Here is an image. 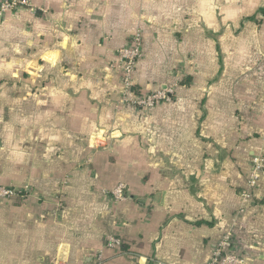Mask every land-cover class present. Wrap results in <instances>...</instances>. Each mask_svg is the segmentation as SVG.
Listing matches in <instances>:
<instances>
[{
	"label": "crops",
	"instance_id": "crops-1",
	"mask_svg": "<svg viewBox=\"0 0 264 264\" xmlns=\"http://www.w3.org/2000/svg\"><path fill=\"white\" fill-rule=\"evenodd\" d=\"M26 1L0 17V186L23 193L0 201V264H207L225 232L264 264V174L240 197L264 158V0ZM137 33L135 92H175L144 110L112 67Z\"/></svg>",
	"mask_w": 264,
	"mask_h": 264
},
{
	"label": "built area",
	"instance_id": "built-area-1",
	"mask_svg": "<svg viewBox=\"0 0 264 264\" xmlns=\"http://www.w3.org/2000/svg\"><path fill=\"white\" fill-rule=\"evenodd\" d=\"M25 7H29L26 0H0V17H3L6 13ZM141 57V38L138 33L133 36L130 45L116 51V60L112 67L116 68L120 75L121 103L133 109L144 110L171 101L175 96L173 88L159 89L148 94L135 92L133 88V71L137 61ZM263 174L264 158L258 155L252 160L246 186L240 195L243 204L249 203L252 200L253 191ZM123 188L122 185H119L111 192L114 200L125 199ZM16 193L17 190L14 188L0 186V201L13 200L17 197ZM233 243L232 233L225 232L216 243L207 264H244V257L234 249ZM120 244L121 240L115 236H108L105 240V245L109 248L117 247Z\"/></svg>",
	"mask_w": 264,
	"mask_h": 264
},
{
	"label": "rangeland",
	"instance_id": "rangeland-1",
	"mask_svg": "<svg viewBox=\"0 0 264 264\" xmlns=\"http://www.w3.org/2000/svg\"><path fill=\"white\" fill-rule=\"evenodd\" d=\"M138 62V61H137ZM137 64V63H136ZM113 65V64H112ZM136 66V65H135ZM134 70H135V68H134ZM133 73H134V71H133ZM118 91H119V100L117 101V104L119 105V106H123V107H128L127 105H125V104H122L121 103V89L119 88V86H118ZM146 94H148V93H146ZM130 108V107H129Z\"/></svg>",
	"mask_w": 264,
	"mask_h": 264
},
{
	"label": "trees",
	"instance_id": "trees-1",
	"mask_svg": "<svg viewBox=\"0 0 264 264\" xmlns=\"http://www.w3.org/2000/svg\"><path fill=\"white\" fill-rule=\"evenodd\" d=\"M186 83H187V82H180L181 85H182V84H186ZM136 93H137V92H136ZM16 195H17V197H15L14 199H17V198H19L20 196H23V193L17 191ZM14 199H13V200H14Z\"/></svg>",
	"mask_w": 264,
	"mask_h": 264
}]
</instances>
